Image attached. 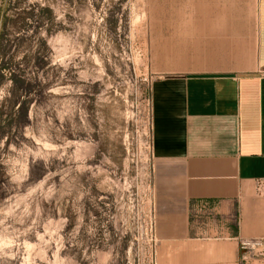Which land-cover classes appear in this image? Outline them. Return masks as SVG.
<instances>
[{"label":"rangeland","instance_id":"374dc122","mask_svg":"<svg viewBox=\"0 0 264 264\" xmlns=\"http://www.w3.org/2000/svg\"><path fill=\"white\" fill-rule=\"evenodd\" d=\"M207 18L252 50L250 0H0V264H158L150 87Z\"/></svg>","mask_w":264,"mask_h":264},{"label":"crops","instance_id":"0c3cea01","mask_svg":"<svg viewBox=\"0 0 264 264\" xmlns=\"http://www.w3.org/2000/svg\"><path fill=\"white\" fill-rule=\"evenodd\" d=\"M250 9L252 50L226 46L245 42L227 19H191V65L152 81L149 198L159 264H264V195L256 190L264 182V0H250ZM244 239L260 240L262 254L243 261Z\"/></svg>","mask_w":264,"mask_h":264},{"label":"built area","instance_id":"2783aa9c","mask_svg":"<svg viewBox=\"0 0 264 264\" xmlns=\"http://www.w3.org/2000/svg\"><path fill=\"white\" fill-rule=\"evenodd\" d=\"M150 128H151V119H150ZM150 149V156L148 157V166H149V179H148V190L151 189V180H152V165H151V138L150 143L148 142V150ZM256 190L259 195H264V182H257ZM149 196V193H148ZM150 199V198H149ZM150 214L154 218V205L150 199ZM261 241L256 239H244L240 240L239 247L243 251L242 260L245 261L246 257H256L262 254L261 250Z\"/></svg>","mask_w":264,"mask_h":264},{"label":"bare ground","instance_id":"6f19581e","mask_svg":"<svg viewBox=\"0 0 264 264\" xmlns=\"http://www.w3.org/2000/svg\"><path fill=\"white\" fill-rule=\"evenodd\" d=\"M151 7V6H150ZM151 9V8H150ZM150 15V14H149ZM153 17V16H152ZM156 17V16H155ZM152 20V19H151ZM153 21V20H152ZM173 48V47H172ZM165 52V51H164ZM176 57V56H175ZM158 58V57H157ZM158 61V60H157ZM159 264V263H158Z\"/></svg>","mask_w":264,"mask_h":264}]
</instances>
